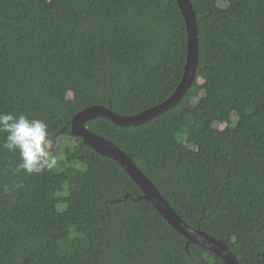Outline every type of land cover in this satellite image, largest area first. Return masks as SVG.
<instances>
[{"label": "trees", "instance_id": "16d2710c", "mask_svg": "<svg viewBox=\"0 0 264 264\" xmlns=\"http://www.w3.org/2000/svg\"><path fill=\"white\" fill-rule=\"evenodd\" d=\"M190 2L198 64L180 103L137 127L85 126L188 225L264 264V0ZM186 45L175 0H0V113L42 120L57 159L16 174L0 133V264H224L186 249L123 169L70 132L91 106L135 116L162 104Z\"/></svg>", "mask_w": 264, "mask_h": 264}, {"label": "water", "instance_id": "95a60500", "mask_svg": "<svg viewBox=\"0 0 264 264\" xmlns=\"http://www.w3.org/2000/svg\"><path fill=\"white\" fill-rule=\"evenodd\" d=\"M175 1L185 23L187 45L183 74L173 94L162 104L154 106L135 116L118 115L109 108L99 105L88 107L73 116L70 132L72 136L80 138L83 145L88 146L98 155L114 161L123 169L142 192L141 197L137 201L144 200L152 205L170 227L187 240L186 249L189 244H194L213 253L224 264H241L222 241L216 240L206 233L188 225L163 198L157 187L135 166L128 155L113 143L93 133L85 126L87 122L96 118H106L119 127H137L180 103L183 95L194 81L198 64V34L196 17L190 0Z\"/></svg>", "mask_w": 264, "mask_h": 264}, {"label": "clouds", "instance_id": "9594fccd", "mask_svg": "<svg viewBox=\"0 0 264 264\" xmlns=\"http://www.w3.org/2000/svg\"><path fill=\"white\" fill-rule=\"evenodd\" d=\"M0 133L6 134L2 147L19 155L20 163L13 169L14 173L40 174L57 165L49 147L52 140L42 120L0 113Z\"/></svg>", "mask_w": 264, "mask_h": 264}, {"label": "rangeland", "instance_id": "374dc122", "mask_svg": "<svg viewBox=\"0 0 264 264\" xmlns=\"http://www.w3.org/2000/svg\"><path fill=\"white\" fill-rule=\"evenodd\" d=\"M220 127H221V129L224 128L223 126H220ZM60 143H68L70 146L74 145V141L73 140H70V142H66V140L60 139Z\"/></svg>", "mask_w": 264, "mask_h": 264}]
</instances>
